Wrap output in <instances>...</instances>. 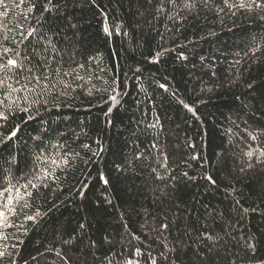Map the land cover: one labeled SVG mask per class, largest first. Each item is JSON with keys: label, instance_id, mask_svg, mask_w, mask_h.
Instances as JSON below:
<instances>
[{"label": "trees", "instance_id": "trees-1", "mask_svg": "<svg viewBox=\"0 0 264 264\" xmlns=\"http://www.w3.org/2000/svg\"><path fill=\"white\" fill-rule=\"evenodd\" d=\"M6 3L0 11L8 15L0 20L12 28L10 37L18 38L21 25L39 27L40 12H29L27 0ZM239 3L196 0L189 9L177 0L158 13L159 0H72L65 15L75 29L63 20L44 25L42 34L59 41L61 50L45 69L51 84L31 83L34 92L7 99L0 93V112L8 117L0 119V132L19 129L0 144V191L11 189L0 196V208L11 197L16 210H5L8 226L0 225L6 253L0 264H63L58 252L80 255L84 249L74 253L61 243L81 223L102 252L105 237L118 242L109 253L114 256L125 243L122 234L143 238L141 225L159 211L158 197L169 203L162 189L193 222L205 207L223 208L234 198L257 209L244 218L233 213L227 230L234 264H262L264 163L257 157L264 151V10L231 6ZM105 18L110 35L103 31ZM25 75L20 84L8 83L20 88L28 83ZM112 95L119 103L109 100ZM157 117L155 128L146 127ZM248 163L253 167L245 168ZM153 168L165 179L156 180ZM37 212L35 221L26 219ZM248 243L256 249L245 257Z\"/></svg>", "mask_w": 264, "mask_h": 264}, {"label": "snow or ice", "instance_id": "snow-or-ice-1", "mask_svg": "<svg viewBox=\"0 0 264 264\" xmlns=\"http://www.w3.org/2000/svg\"><path fill=\"white\" fill-rule=\"evenodd\" d=\"M148 2L152 3V0H148ZM181 2L185 8L190 9L195 6L196 0H181ZM19 3H25V0H19ZM27 3L31 5L29 12L34 9L40 12V18L36 21L39 27L30 25L25 30L21 25L18 29V38L10 37L7 33H10L12 28L0 20V30H2L0 31V93H6L5 99L18 91L34 92V88L29 89L28 87L31 83L40 84L43 89H46L51 84V81H47L45 69L51 67L50 59L55 60L57 56H61V50L57 47L59 41H53L47 32L42 34L44 25L51 20H63L69 28H76V24L71 22L70 13L65 15L72 0H27ZM165 3L175 6L177 0H159L158 13L164 11ZM203 3H209V0H203ZM224 4L228 6L229 0H224ZM8 6L6 0H0V7L7 8ZM231 6L264 10V0H247V2L246 0H240L238 5L233 4ZM46 13L48 14L47 16L45 15ZM7 15V12L0 11V16ZM103 31L105 34H111L106 18ZM59 34V31L52 30V36H59ZM9 44L13 46H9ZM20 45L23 46L22 49L19 47ZM29 64L31 66H28ZM79 67L82 68L84 65L81 64ZM21 75H25V79L28 80L27 84H22L20 88H16L8 83V81L16 79L17 84H20L19 77ZM45 81L47 83H44ZM159 87L168 91L166 84L161 83ZM248 87L251 89L253 85L249 84ZM109 100L113 104L119 103L116 95L110 96ZM180 103L183 104L185 109L195 115L194 110L188 104L183 103V101H180ZM261 103L264 104V92L261 93ZM3 105L4 99H0V106ZM9 110L11 109L9 108ZM23 111H27V109H23ZM111 111L112 108L109 107L108 112ZM0 119L7 120L8 117L4 112H0ZM158 124L159 118L157 117L155 123H149L146 127L155 128ZM18 131L19 129H14L6 136L0 132V136L3 137V139H0V144H5L16 137ZM261 131L264 132V129H261ZM249 135L252 140L258 139L257 135L251 133ZM85 147L88 146L85 145ZM152 147H157V145L153 144ZM253 154V151L245 153L249 158ZM262 157H264V151L260 152L257 157L258 163H264V159H261ZM140 158L141 154L138 153L135 159L139 160ZM193 159H196V157H193ZM166 163L167 156H164L165 167ZM53 164H55V161H53ZM252 167V163L245 165V168ZM245 168H241L240 171H245ZM152 172L156 174V180L165 179L155 168L152 169ZM44 174L48 175L47 170H45ZM183 176L192 179L187 172H184ZM100 179L105 184L108 183L103 175H101ZM172 179H175V177H172ZM205 179L215 184V180L211 176H207ZM29 184L32 187H36L31 181H29ZM9 191L11 189L4 188L3 191H0V196H4ZM232 191L235 192L236 189L233 188ZM161 195L169 203L165 204V200L157 198L159 200L157 205L159 211L153 216L151 221L145 220L141 225V229L145 230L143 238L130 231L122 234L121 240H124L125 243L122 245L121 252L116 253V255L110 256L109 253L113 251L118 242H113L105 237L104 240L108 244V249L102 252L100 243L87 238L84 223L79 224L78 229L73 230V233L76 234L69 233L68 239L61 237L62 245H66L71 252H80L78 246L83 245L84 249L80 255H68L60 252L57 255L63 264H234L233 253L230 251L231 233L227 230L229 222L233 219V213L240 218H244L249 212L254 213L257 209L245 208L239 199L234 198L231 204L223 208L207 209L205 207L204 213L197 215L195 222H193L192 218L184 214L186 210L180 204L175 203V200L169 196L167 191L162 189ZM11 202L12 198L8 197V204L0 208V225L8 226L6 211L13 213L16 211L14 208L9 207ZM23 207H28L27 203ZM40 215L37 212L35 216H26V219L35 221ZM120 222L122 227H128L123 213L120 215ZM86 239L87 243H85ZM144 240L148 241L147 246L144 244ZM259 243L260 241H257V244ZM255 249L256 245L248 243L244 251L245 257L248 256V252ZM5 255L4 251H0V259H3ZM117 257H120V259L117 260ZM10 264H15V261H11ZM262 264H264V258H262Z\"/></svg>", "mask_w": 264, "mask_h": 264}]
</instances>
